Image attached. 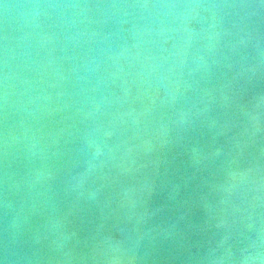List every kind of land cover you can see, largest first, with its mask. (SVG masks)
Here are the masks:
<instances>
[{
  "label": "clouds",
  "instance_id": "9594fccd",
  "mask_svg": "<svg viewBox=\"0 0 264 264\" xmlns=\"http://www.w3.org/2000/svg\"><path fill=\"white\" fill-rule=\"evenodd\" d=\"M0 264H264V0H0Z\"/></svg>",
  "mask_w": 264,
  "mask_h": 264
},
{
  "label": "water",
  "instance_id": "95a60500",
  "mask_svg": "<svg viewBox=\"0 0 264 264\" xmlns=\"http://www.w3.org/2000/svg\"><path fill=\"white\" fill-rule=\"evenodd\" d=\"M13 2H14V0H13Z\"/></svg>",
  "mask_w": 264,
  "mask_h": 264
}]
</instances>
